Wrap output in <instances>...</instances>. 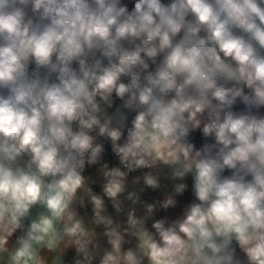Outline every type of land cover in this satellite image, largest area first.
Masks as SVG:
<instances>
[{
    "label": "clouds",
    "instance_id": "obj_1",
    "mask_svg": "<svg viewBox=\"0 0 264 264\" xmlns=\"http://www.w3.org/2000/svg\"><path fill=\"white\" fill-rule=\"evenodd\" d=\"M0 264H264V0H0Z\"/></svg>",
    "mask_w": 264,
    "mask_h": 264
}]
</instances>
